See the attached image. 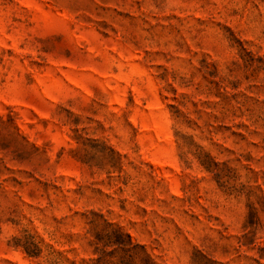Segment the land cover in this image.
Masks as SVG:
<instances>
[{
    "label": "rangeland",
    "instance_id": "rangeland-1",
    "mask_svg": "<svg viewBox=\"0 0 264 264\" xmlns=\"http://www.w3.org/2000/svg\"><path fill=\"white\" fill-rule=\"evenodd\" d=\"M0 264H264V0H0Z\"/></svg>",
    "mask_w": 264,
    "mask_h": 264
},
{
    "label": "trees",
    "instance_id": "trees-1",
    "mask_svg": "<svg viewBox=\"0 0 264 264\" xmlns=\"http://www.w3.org/2000/svg\"><path fill=\"white\" fill-rule=\"evenodd\" d=\"M35 256V255H34Z\"/></svg>",
    "mask_w": 264,
    "mask_h": 264
}]
</instances>
